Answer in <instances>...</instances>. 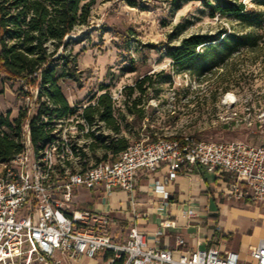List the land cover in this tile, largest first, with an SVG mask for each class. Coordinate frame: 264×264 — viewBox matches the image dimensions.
<instances>
[{
	"label": "built area",
	"instance_id": "1",
	"mask_svg": "<svg viewBox=\"0 0 264 264\" xmlns=\"http://www.w3.org/2000/svg\"><path fill=\"white\" fill-rule=\"evenodd\" d=\"M22 91V108L27 113L23 148L9 161H0V264H64L65 259L98 256H102L100 264H239L238 252H221L215 245L181 251L174 257L170 248L150 246L135 225L124 242H117L112 235V212L74 208V192L84 187L100 189L106 195L117 189L132 194L142 177L165 164L168 180L176 179L182 166L187 173L201 166L229 174L227 193L235 199L264 202V141L250 145L189 136L139 140L120 152L115 161H101L81 170L77 169L81 165L78 152L87 149L91 141L85 135L94 130L83 110L64 116L43 114L41 122L51 139L36 149L30 121L41 105L39 87L24 84ZM188 215L194 216V212L190 210ZM176 242L185 243L183 238ZM250 256L252 264H264V239L252 248Z\"/></svg>",
	"mask_w": 264,
	"mask_h": 264
},
{
	"label": "rangeland",
	"instance_id": "2",
	"mask_svg": "<svg viewBox=\"0 0 264 264\" xmlns=\"http://www.w3.org/2000/svg\"><path fill=\"white\" fill-rule=\"evenodd\" d=\"M245 2L261 14L252 25L233 16L212 17L198 1L185 2L176 10L171 0H95L89 25L77 26L65 38V53L74 57L81 72L79 82H60L70 107L80 112L102 94L109 95L120 126L115 136L127 138L130 144L172 136L262 144L264 3ZM220 30L253 32L256 44L236 52L205 77L184 71L167 52L168 45H179L187 36ZM146 76L150 79L143 83L144 93L130 90ZM22 88L24 82L16 79L0 85V113L9 114L11 120L24 105ZM132 102L136 110H143L142 120L129 113ZM96 127H100L93 128L96 136L114 135L104 122ZM96 143V156L102 157L106 142ZM85 152L93 165L96 156L89 149Z\"/></svg>",
	"mask_w": 264,
	"mask_h": 264
},
{
	"label": "trees",
	"instance_id": "3",
	"mask_svg": "<svg viewBox=\"0 0 264 264\" xmlns=\"http://www.w3.org/2000/svg\"><path fill=\"white\" fill-rule=\"evenodd\" d=\"M198 1L209 11L212 17L233 16L252 25L261 17L251 9L245 0H171L173 8L180 9L185 2ZM264 3V0H251ZM95 0H0V85L5 79H16L30 87H39V108L37 115L30 121L31 138L34 147L40 148L51 139V134L41 122V116H64L75 113L63 90L61 81L79 82L81 72L73 56L66 54L65 38L74 33L79 25H89L91 10ZM171 34L170 36H174ZM257 38L253 32H228L220 30L215 34L196 33L183 38L179 45H168L167 52L174 63L184 71L199 77L222 67L236 52L244 48H253ZM61 49V53L59 50ZM137 82L129 87L131 91L143 92V83ZM1 93V91H0ZM136 102L128 107L129 113L142 120L143 110H136ZM84 119L91 128L104 122L112 128L114 135H95V130L85 135L92 140L87 146L96 156L99 145L96 141H105L104 154L96 156V163L115 161L130 142L127 138H117L120 133L115 104L111 97L102 94L94 105L83 109ZM27 119L26 111L21 107L16 118L0 113V161H9L21 152L22 127ZM191 137V136H189ZM171 139L184 137L172 136ZM201 140L198 137H191ZM157 140L156 137L153 141ZM81 170L88 168L90 156L85 150L78 152ZM84 161V162H83ZM93 164V165H94Z\"/></svg>",
	"mask_w": 264,
	"mask_h": 264
},
{
	"label": "crops",
	"instance_id": "4",
	"mask_svg": "<svg viewBox=\"0 0 264 264\" xmlns=\"http://www.w3.org/2000/svg\"><path fill=\"white\" fill-rule=\"evenodd\" d=\"M168 180L165 164L141 178L130 194L118 190L106 195L100 189H75L74 208L112 212V235L124 242L131 226H137L150 246L181 251L217 246L221 252L239 253V264H252L250 252L264 239V202L235 199L227 193L229 174H217L201 166ZM194 216H189V211ZM163 221L168 223L163 226ZM158 232H161L158 234ZM177 238L184 244L178 245ZM102 256L65 259L64 264H100Z\"/></svg>",
	"mask_w": 264,
	"mask_h": 264
},
{
	"label": "bare ground",
	"instance_id": "5",
	"mask_svg": "<svg viewBox=\"0 0 264 264\" xmlns=\"http://www.w3.org/2000/svg\"><path fill=\"white\" fill-rule=\"evenodd\" d=\"M229 98H232V96L231 97L229 96Z\"/></svg>",
	"mask_w": 264,
	"mask_h": 264
}]
</instances>
